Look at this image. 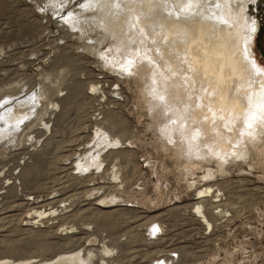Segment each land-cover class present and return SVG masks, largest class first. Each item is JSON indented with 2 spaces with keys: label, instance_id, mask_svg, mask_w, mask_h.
Masks as SVG:
<instances>
[{
  "label": "rangeland",
  "instance_id": "374dc122",
  "mask_svg": "<svg viewBox=\"0 0 264 264\" xmlns=\"http://www.w3.org/2000/svg\"><path fill=\"white\" fill-rule=\"evenodd\" d=\"M85 3L0 0V113L12 119L0 122V261L264 264L263 144L249 143L223 171L204 158L206 145L187 152L186 129L164 133L148 105L137 73L153 63L136 60L140 41L125 39L117 14L108 30L102 0ZM254 50L264 65V19ZM27 163H36L31 176ZM209 186L225 205L211 212L227 210L212 214L214 227L198 203Z\"/></svg>",
  "mask_w": 264,
  "mask_h": 264
},
{
  "label": "bare ground",
  "instance_id": "6f19581e",
  "mask_svg": "<svg viewBox=\"0 0 264 264\" xmlns=\"http://www.w3.org/2000/svg\"><path fill=\"white\" fill-rule=\"evenodd\" d=\"M102 1L106 5L101 18L104 25H109L108 30L114 31L113 16L117 14L125 39L140 41L136 60L153 63L148 73L139 71L137 75L143 80V93L149 94L148 105L160 112L167 123L164 133L171 136L173 131L182 132L185 128V150L206 145L204 158L216 160L219 171L224 170V162L230 157H244L249 143L261 142L263 146L260 143L262 148H258L264 150V73L257 67L264 65L259 63L254 50L262 29L264 0H125L121 8H117L114 0ZM253 19L257 31L246 43ZM198 57L204 59L200 61ZM120 66L127 68L129 64L123 60ZM192 78L196 84L191 88L188 84ZM199 104L207 106L216 122L201 115L203 108ZM35 106L36 103L31 107ZM4 114L0 113V122L11 124L8 112ZM35 168L36 163H27L25 175H33ZM212 190L209 186L200 191L198 203L201 218L207 226L214 227L212 214L218 216L227 210L211 212L214 202H218L215 207L224 205L219 203L221 188ZM208 195L216 199L204 198ZM46 211L32 212L28 221L36 223ZM89 257L81 254L58 257L45 264H92ZM0 264L22 263L1 260Z\"/></svg>",
  "mask_w": 264,
  "mask_h": 264
},
{
  "label": "snow or ice",
  "instance_id": "6c2138e0",
  "mask_svg": "<svg viewBox=\"0 0 264 264\" xmlns=\"http://www.w3.org/2000/svg\"><path fill=\"white\" fill-rule=\"evenodd\" d=\"M94 3V0H86V3L85 4H81L80 6L81 7H87V6H91L92 4ZM257 31V28H256V21L253 19L251 24L249 25V29H248V32H249V40L246 41V43H249L250 40H251V34H254L255 32ZM258 71H260L261 73H264V67H260L258 66Z\"/></svg>",
  "mask_w": 264,
  "mask_h": 264
}]
</instances>
